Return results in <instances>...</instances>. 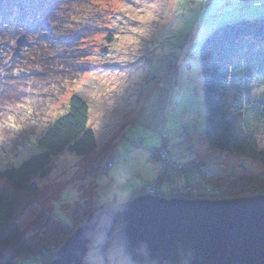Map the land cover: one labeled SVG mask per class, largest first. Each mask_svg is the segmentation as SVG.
<instances>
[{"label":"rangeland","instance_id":"374dc122","mask_svg":"<svg viewBox=\"0 0 264 264\" xmlns=\"http://www.w3.org/2000/svg\"><path fill=\"white\" fill-rule=\"evenodd\" d=\"M100 5L111 12L105 17L106 30L90 40L93 58L88 61L90 66L84 77L66 85L68 91L56 99L47 97L54 81L48 77L47 82L34 81L17 87L10 99L18 98L19 103L0 102L2 170L8 164L18 166L39 152L36 136L56 115L53 110L62 111L71 94L89 107L96 151L85 157L68 152L60 155L53 160L50 175L37 181V194L20 199L18 220L23 234L36 235V247L51 249L55 255L62 245L57 249L53 242L59 230L51 227L50 217L57 216L74 232L73 226L88 212L91 178L113 157L116 160L137 150L150 155L155 174L152 183L138 192L140 195L150 187L165 192L182 183L177 173L169 183L156 184L161 178V164L150 152L162 146L173 161L170 163L203 162L207 169L220 175L219 179L230 175L261 178L263 173L261 165L252 159L223 154L205 145L198 53L213 30L239 19L263 17L264 5L238 4L237 0H100ZM107 35L113 37L109 45ZM103 51H107L106 56ZM262 90L261 82H254V100H262ZM0 98L2 101L6 96ZM198 168L195 171L202 172ZM247 197L253 196L242 198ZM20 264L39 262L29 255Z\"/></svg>","mask_w":264,"mask_h":264},{"label":"trees","instance_id":"16d2710c","mask_svg":"<svg viewBox=\"0 0 264 264\" xmlns=\"http://www.w3.org/2000/svg\"><path fill=\"white\" fill-rule=\"evenodd\" d=\"M249 3L264 5V0ZM110 12L100 5V0H0V96H6L0 102L19 103L18 98L10 99L17 87L34 81L47 82L48 77L54 81L47 97L56 99L66 93V85L88 73V61L93 58L90 40L106 30L105 17ZM21 36L25 37V43L15 56L16 42ZM106 42L111 44L113 37L107 35ZM103 54L106 56L107 51ZM198 54L205 145L223 154L252 159L261 165L263 173L261 178L230 175L223 180L199 162L196 167L202 172L195 171L196 168L191 172L171 169L169 182L178 173L182 183L164 193L183 191L188 199L191 189H195L196 197L215 201L264 194V90L262 100H254L252 92L257 81L264 89V16L219 26L204 39ZM44 105L47 106V101ZM53 113L56 115L36 136L39 152L18 166L8 164L0 169V264H20L29 255L39 264L55 259L51 249L36 247V235L23 234L18 220L20 199L37 194V181L50 175L51 164L60 155L68 152L85 157L97 149L96 136L89 126V107L79 96L71 94L62 111ZM162 148L173 162L165 146ZM18 154L19 151L14 155ZM163 174L161 167L159 177ZM163 182L156 184L160 186ZM75 210L78 213L80 207ZM49 220L51 227L59 230L53 236L58 249L73 232L57 216L52 215Z\"/></svg>","mask_w":264,"mask_h":264},{"label":"water","instance_id":"95a60500","mask_svg":"<svg viewBox=\"0 0 264 264\" xmlns=\"http://www.w3.org/2000/svg\"><path fill=\"white\" fill-rule=\"evenodd\" d=\"M24 43L19 37L15 55ZM123 218L130 235L146 240L164 264H177L181 245L194 251L195 264H264V195L215 201L143 194ZM81 244L80 232L74 231L51 264H75Z\"/></svg>","mask_w":264,"mask_h":264},{"label":"clouds","instance_id":"9594fccd","mask_svg":"<svg viewBox=\"0 0 264 264\" xmlns=\"http://www.w3.org/2000/svg\"><path fill=\"white\" fill-rule=\"evenodd\" d=\"M154 174L150 155L137 150L91 178L87 215L73 226L82 242L74 253L75 264H164L146 240L130 235L123 218L137 193L152 183ZM176 256L177 264H195V253L189 247L178 246Z\"/></svg>","mask_w":264,"mask_h":264},{"label":"built area","instance_id":"2783aa9c","mask_svg":"<svg viewBox=\"0 0 264 264\" xmlns=\"http://www.w3.org/2000/svg\"><path fill=\"white\" fill-rule=\"evenodd\" d=\"M164 138V136H163ZM152 158L154 160H156L157 162H159L161 164V167H162V170H163V173H165V175L163 174V177H161L160 179H158V181H156V183H161L163 182V179H167L168 181L170 180L169 179V172L171 171V169H175V171H182V172H185V171H188V172H191L194 170V168H196L197 166V162H195L194 160L192 162H189L187 164L186 163H177V164H171L170 161L168 160V156H167V153L166 151L161 147V148H154L151 150L150 152ZM114 160H111V162H109L107 164V166L112 163ZM199 164V162H198ZM145 194H148V195H151V196H155V197H159V198H162V199H167V200H171V199H187L184 197V192L181 191L180 194H176V193H164L162 191H159L156 190L154 187H150L148 189V191L145 193ZM191 198H188L187 200H196L198 199V197L195 196L196 194V190L195 189H191ZM49 263L48 264H51L53 261H48Z\"/></svg>","mask_w":264,"mask_h":264},{"label":"crops","instance_id":"0c3cea01","mask_svg":"<svg viewBox=\"0 0 264 264\" xmlns=\"http://www.w3.org/2000/svg\"><path fill=\"white\" fill-rule=\"evenodd\" d=\"M96 141H97V139H96Z\"/></svg>","mask_w":264,"mask_h":264}]
</instances>
